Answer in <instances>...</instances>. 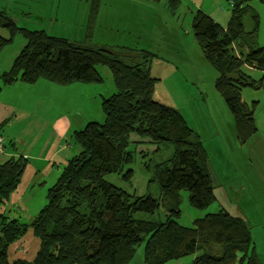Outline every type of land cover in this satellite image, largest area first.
I'll return each instance as SVG.
<instances>
[{"label": "trees", "instance_id": "trees-1", "mask_svg": "<svg viewBox=\"0 0 264 264\" xmlns=\"http://www.w3.org/2000/svg\"><path fill=\"white\" fill-rule=\"evenodd\" d=\"M245 4L235 1L226 29L198 11L193 30L206 61L218 71L216 87L237 130L255 132L253 111L242 102L241 90L259 86L243 68L264 71V47L258 46V15ZM1 29L10 35L0 34V54L18 33L27 40L11 69L0 76L3 84H34L41 79L63 85L100 83L97 65L103 64L111 69L117 91L103 98V123L91 121L74 132L80 150L49 188L48 203L32 223L0 215V264H11L8 248L29 226L41 241L40 250L34 260L18 258L12 264H129L140 247L146 264H166L189 255H194V264H236L239 255V264H261L243 218L220 211L196 219L189 227L177 222L182 192L189 193L195 209L207 210L216 200L215 186L206 151L185 118L153 97L157 78L149 70L150 52L139 46L115 49L20 28L0 9ZM133 133L174 146L170 158L150 170L159 187L158 198L135 196L105 179L122 174L131 183L133 170L126 171V166L133 161L128 149ZM25 168L22 157L0 165L1 201L16 191ZM162 206L167 211L165 222L142 217L154 215Z\"/></svg>", "mask_w": 264, "mask_h": 264}, {"label": "rangeland", "instance_id": "rangeland-1", "mask_svg": "<svg viewBox=\"0 0 264 264\" xmlns=\"http://www.w3.org/2000/svg\"><path fill=\"white\" fill-rule=\"evenodd\" d=\"M235 1L161 0L152 6L149 0H0V9L20 28L45 30L71 41L91 40L97 46L115 49L139 46L150 52L149 70L157 78L153 97L185 118L206 151V166L215 186L216 200L207 210L195 209L190 205L189 193L182 192L177 222L189 227L196 219L220 211L243 218L251 230L255 254L264 264V71L243 68L259 86L241 90L242 102L253 111L257 130L238 131L216 87L218 71L206 61L193 30L198 11L208 13L226 29ZM245 1L258 15V46L264 47V0ZM132 6H138L139 12H132ZM0 34L7 38L10 35L7 29H1ZM26 42L18 33L13 43L2 50L0 66L9 69ZM97 69L103 78L100 83L63 85L41 79L34 84L20 81L14 85L17 104L25 115L10 130L4 128L2 134L7 146L15 134L19 145L15 153L26 160V168L13 195L0 202V215L30 225L48 203V190L65 166L40 158L37 153L49 140L51 145L57 141L55 134L62 139V145H71V153H78L80 146L73 138L74 132L92 119L104 122L103 98L117 88L107 65H97ZM129 142L133 161L126 171L133 170L131 183L124 181L122 174H110L105 179L135 196L158 198L159 187L151 180L150 170L168 160L174 146L153 143L137 133L130 136ZM142 217L165 222L167 211L162 206L154 215ZM40 247V239L29 226L24 236L8 248V260L11 264L18 258L34 260ZM129 264H146L144 247L138 249ZM166 264H194V255Z\"/></svg>", "mask_w": 264, "mask_h": 264}, {"label": "crops", "instance_id": "crops-1", "mask_svg": "<svg viewBox=\"0 0 264 264\" xmlns=\"http://www.w3.org/2000/svg\"><path fill=\"white\" fill-rule=\"evenodd\" d=\"M149 1H151L152 6H154V3H157L161 0H149ZM131 11L135 13L139 12L138 6H132ZM11 67L12 65H10V68L7 69L6 65H4V67L0 66V76L4 72L10 70ZM17 83H20V81H17L12 85L3 84L0 81V136H2L5 139V148L2 152H0V165L4 164L6 161H8L11 158H17L15 150L16 149L18 150L19 145L16 142L15 134L12 133V136L10 137L11 143L9 146L6 145V138L2 134V130L4 128L10 130L12 126L15 124L16 120H19L22 116L25 115L23 113L24 111L18 106L17 98L14 95L15 91L13 89H14V85H16ZM116 91L114 93H116ZM112 95L106 96L104 98H109ZM94 120L95 119H92L91 121ZM55 136L57 141L53 145H51L50 142L52 141V139L49 140V142H47L44 145V148L40 150L39 153H37V156L44 159L47 158L49 162H53L55 164L59 162L60 164L64 163L65 165L69 160L73 158L74 153H71L70 150L71 145H67V146L62 145V139L56 134ZM23 156H31V155L24 153ZM16 196H17L16 194L13 196L14 199L16 198ZM1 202L3 203V201Z\"/></svg>", "mask_w": 264, "mask_h": 264}, {"label": "built area", "instance_id": "built-area-1", "mask_svg": "<svg viewBox=\"0 0 264 264\" xmlns=\"http://www.w3.org/2000/svg\"><path fill=\"white\" fill-rule=\"evenodd\" d=\"M5 148V139L0 136V152H2Z\"/></svg>", "mask_w": 264, "mask_h": 264}]
</instances>
